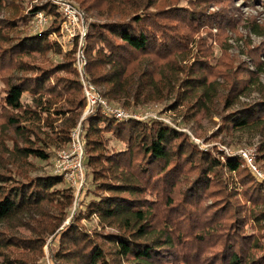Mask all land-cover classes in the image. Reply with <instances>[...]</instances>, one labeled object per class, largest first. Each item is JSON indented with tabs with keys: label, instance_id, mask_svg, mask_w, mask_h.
Returning <instances> with one entry per match:
<instances>
[{
	"label": "trees",
	"instance_id": "obj_1",
	"mask_svg": "<svg viewBox=\"0 0 264 264\" xmlns=\"http://www.w3.org/2000/svg\"><path fill=\"white\" fill-rule=\"evenodd\" d=\"M75 1L86 13L95 11L106 18L89 26L85 80L110 104L121 107L146 106L174 92L178 75L185 72L179 56L186 55L192 34L205 28L211 37L212 26L224 33L234 24L225 10L231 0H221L225 9L210 17L215 23L205 12L210 0H188V6L176 0ZM21 2L0 0V13L11 10L0 19V77L5 84L0 97V224L21 220L17 226H30L32 233L25 239L0 230L4 264L38 263L49 236L57 242L55 250L49 249L52 264H264V185L241 168L239 158L226 156L222 163L170 125L152 118L116 120L100 106L80 123L91 198L81 201L62 226L73 203L72 189L56 174L27 177L26 165L32 164L29 159L48 160L56 151L48 149L67 144L85 97L73 66L74 50L62 53L48 36L59 27L54 6L44 0L24 12ZM38 10L51 17L50 25L20 38L18 27L28 24ZM252 30L264 34L259 25H252ZM200 52L208 60L212 56L209 47ZM48 53L64 61L55 66L34 62L35 55ZM252 55L259 76L264 67L259 56ZM239 69L247 76L242 78L248 82L244 89L257 85L260 90L258 76L254 78L246 66ZM192 74L197 76L187 79L184 94L193 97L183 96L181 101L190 98L200 112L215 99L216 81L202 71ZM218 75L219 71L214 76ZM240 91H230L225 103ZM49 112L69 117L55 130ZM41 119L55 134L53 142L37 132L42 129L35 122ZM222 124L227 131L254 130L264 138V92L258 102L225 115ZM112 139L122 146L116 148ZM224 167L241 175L249 207L227 190ZM15 169L24 179L15 177ZM211 199V204L203 203ZM92 215L102 229L112 232L91 233L81 221Z\"/></svg>",
	"mask_w": 264,
	"mask_h": 264
},
{
	"label": "rangeland",
	"instance_id": "obj_2",
	"mask_svg": "<svg viewBox=\"0 0 264 264\" xmlns=\"http://www.w3.org/2000/svg\"><path fill=\"white\" fill-rule=\"evenodd\" d=\"M73 3H78L75 0H69ZM180 6H188V0H176ZM44 0H22L20 8L22 11L27 12L33 5H41ZM206 13H208L209 18L215 13L222 12L223 5H226L221 0H210L205 3ZM79 6V5H78ZM230 9H225L227 14L231 15L234 19V24L228 26L224 33H218L217 28L212 26L210 28L212 36L208 37L206 34V29L201 28L196 30L187 44L186 55L179 56V65L182 66L185 72L178 75V81L174 92H167L164 99L159 100L154 103L146 104V106H136L134 107H122L136 114L149 115L150 118L157 121H161L167 125H170L179 134L188 138L190 142L197 146V149L204 151L210 155H214L220 159L223 163L226 160V156L230 158H239L242 163L241 168L250 175V177L261 185H264V178H257L252 172L249 163L241 155L242 150H248L251 154V163L256 166L264 174V151H260L262 145L263 137L260 136L258 131L254 130H242V131H227L223 128V117L229 115L235 111H238L246 104H252L258 102L263 97L264 92V72L260 71L259 76L255 73L256 68L253 64V55L259 56V61L264 67V34L259 35L254 33L252 30V25L256 24L260 27H264V4L259 1L254 0H231ZM10 8L4 9L0 13V19L5 18L10 13ZM86 13V12H85ZM87 17L91 20V23H100L106 20L105 17H99L96 15L95 11H90L86 13ZM211 19V23H215V19ZM20 29V30H19ZM208 29V28H207ZM20 32L17 35L21 38L23 36L34 35L39 32H34L30 22L26 25H20L18 27ZM264 31V30H263ZM210 48L212 50V56L208 60L201 55L200 51H204L205 48ZM60 48V47H59ZM61 52L62 49L60 48ZM207 61L209 64H202L201 61ZM64 61L63 57L58 54L48 53L47 55H35L34 62L40 65H58ZM241 66H246L248 70L254 72V78L258 76L259 82L261 83V88L257 85L250 86L247 89L244 87L247 85V81H243L242 78L247 79L246 74L238 73ZM193 71H202L205 74H210L208 80L215 77V86H217L216 97L208 104L207 109H203L200 112H196V108L193 107L194 101L190 98V93L184 94L188 91L185 87V83L188 78L193 76ZM217 71H219L218 76H214ZM60 75L66 74L63 71L59 72ZM197 75L193 76L196 77ZM256 79V80H257ZM4 81L0 77V97L3 95L4 91ZM237 89V90H236ZM235 90L239 93L236 96H231L230 102L225 103L226 95L230 91ZM262 93V94H261ZM190 97L187 103L184 100L182 103V97ZM229 98V97H228ZM23 100L25 102H30V97L24 95ZM113 107H121L111 103ZM50 113V114H49ZM50 117H54L52 128L58 130L59 125L63 124L65 120L69 117L68 113H63L61 115H55L54 112H49ZM45 114H43V118ZM57 117V118H56ZM154 117V118H153ZM140 121V120H139ZM36 127L42 130H37L40 137L48 141V143L53 142L55 134L51 133L45 127V119H41L39 122H35ZM47 131V134H46ZM57 133V132H56ZM115 147H121L122 145L111 140ZM55 147L48 149L53 153ZM53 157H50L46 161H41L37 159H29L32 162L31 165H26L25 174L27 177H39L53 175ZM25 168V166H24ZM222 174L228 185V191L234 192V196L238 199L240 204L245 203L247 207L251 205V201L248 199L249 196L244 193V184L241 181V175L235 171H230L227 168L222 169ZM14 175L17 179H24L22 175L18 174L17 170H14ZM91 188L90 178L85 176V184L81 194L73 198L72 206L69 209L68 217L63 221L62 226L69 223L71 213L75 211L81 204L91 198V194H88ZM206 205L212 203L211 200L203 202ZM26 221L25 219H22ZM21 221V220H20ZM18 223H2L0 224V230L8 231L16 237L29 238L31 236V228L28 226L19 227ZM82 224L91 233L94 231L101 232L102 234L112 232L110 229H102L98 223L96 215H92L88 219H82ZM9 229V230H7ZM56 249L57 242L52 240V236L46 241L43 246L42 253L43 257L36 264H52L49 257V249ZM0 264H4L3 260L0 258Z\"/></svg>",
	"mask_w": 264,
	"mask_h": 264
},
{
	"label": "built area",
	"instance_id": "obj_3",
	"mask_svg": "<svg viewBox=\"0 0 264 264\" xmlns=\"http://www.w3.org/2000/svg\"><path fill=\"white\" fill-rule=\"evenodd\" d=\"M59 14L58 30L51 31L48 36L55 41L62 51L74 50V63L78 79L82 84V91L85 97V107L81 117L70 130L69 140L66 145L58 148L53 155V172L59 175L72 189L73 195L78 197L85 184L84 172V142L81 137V121L91 113L96 106H100L101 111L107 116L116 120L124 121L128 119L149 120V115L136 114L122 107H113L104 97H102L93 85L85 80L86 58L84 48L89 31L91 20L85 11L76 3L69 0H49ZM51 23V17L43 11H36L30 20L34 32L41 33ZM154 118V117H153ZM251 152L242 150L241 155L249 163V166L257 178H264V174L251 163Z\"/></svg>",
	"mask_w": 264,
	"mask_h": 264
}]
</instances>
